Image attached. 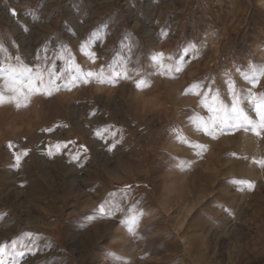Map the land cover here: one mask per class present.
<instances>
[{"label": "rangeland", "instance_id": "rangeland-1", "mask_svg": "<svg viewBox=\"0 0 264 264\" xmlns=\"http://www.w3.org/2000/svg\"><path fill=\"white\" fill-rule=\"evenodd\" d=\"M9 67L2 264H264V0H0Z\"/></svg>", "mask_w": 264, "mask_h": 264}, {"label": "snow or ice", "instance_id": "snow-or-ice-1", "mask_svg": "<svg viewBox=\"0 0 264 264\" xmlns=\"http://www.w3.org/2000/svg\"><path fill=\"white\" fill-rule=\"evenodd\" d=\"M12 12H13V15H17L15 10H12ZM4 71H7L9 74L10 83L12 85H15L14 87L9 88V91L12 93H20L25 96H27L28 94H35L36 91L38 90L39 85H37L34 81H40L41 84L44 83L43 73L41 72L33 73L32 70L27 67H21V68L9 67L8 69L0 68V72H4ZM85 76L90 79L93 76V73L87 72L85 73ZM55 78L59 79L60 77L57 76ZM75 80H76V77H73L72 78L73 85L75 84ZM51 84H52V81L50 80L47 85H44V90L48 91V86H50ZM56 90H58V86ZM48 94H51V93L48 92ZM9 99H15V97L14 96L9 97ZM4 101H5L4 95L0 94V103H3ZM213 111H216V110L213 109ZM256 112L259 115L258 124L256 121L250 119L249 117H244V119L247 121V123L254 125V130L264 129V102H261L260 104L257 105ZM240 116H241V112L238 110L236 103L234 102L232 109H231V115H229L227 112H225L224 115H221V116L214 115L213 117H211V122L214 128L216 126L227 124L229 120H239ZM213 128L208 129L209 134H211ZM256 134L260 135V132L256 131ZM9 147H11V144L9 145ZM27 154H28V150H25L23 155L26 156ZM16 159L19 161L20 156L17 155ZM260 163L264 165V161H261ZM101 211H103V209H101ZM0 251H2V249H0ZM21 255L23 254L21 253ZM0 264H2V262H0Z\"/></svg>", "mask_w": 264, "mask_h": 264}, {"label": "bare ground", "instance_id": "bare-ground-1", "mask_svg": "<svg viewBox=\"0 0 264 264\" xmlns=\"http://www.w3.org/2000/svg\"><path fill=\"white\" fill-rule=\"evenodd\" d=\"M31 175V174H30ZM36 178V177H35ZM35 178H33V179H35ZM40 179H42L43 180V182L45 181V182H48L49 181V179H48V176H43L42 178H39V180H38V178H37V180H35V181H40ZM5 180V179H4ZM8 180V179H7ZM41 180V181H42ZM37 183V182H36ZM5 186V185H4ZM1 191V190H0ZM35 192L36 191H33V194H35ZM32 193V192H31ZM3 195V194H2ZM34 200V199H33ZM18 201V200H17ZM53 204H54V202H53ZM20 206H21V204H20ZM48 207H44L43 209H41V207H38V209H39V214H41L40 216L42 217V218H45V219H48L49 220V217H51V216H53L54 214H52V209H51V205H47ZM51 206V207H50ZM56 207V206H55ZM61 210V209H60ZM4 214V213H3ZM6 216V215H5ZM2 217V216H1ZM39 217V216H38ZM40 218V217H39ZM3 219V218H2ZM37 221V220H36ZM35 221V222H36ZM41 221V220H40ZM39 222V221H38ZM42 222V221H41ZM44 222V221H43ZM42 222V223H43ZM1 223V222H0ZM5 223H7V222H5ZM21 223V222H20ZM40 223V222H39ZM2 224V225H1ZM0 224V228H4L5 226L4 225H6V224H4V223H1ZM11 224H13L12 222H11ZM33 225H34V223H33ZM41 225H45L44 223L43 224H41ZM24 226V225H23ZM40 226V225H39ZM39 226H37V227H39ZM34 227H35V225H34ZM45 227V226H44ZM47 227H49V226H47ZM68 227H70V223H69V225H66V229H65V234L64 235H68L69 233H68ZM22 228V227H21ZM40 228V227H39ZM4 230V229H3ZM35 230V229H34ZM0 231H2V230H0ZM38 233H43V234H46V232H47V230H45V229H43V228H40V229H37L36 230ZM34 232V231H33ZM3 234V233H2ZM8 234H10V233H8ZM39 236H40V234H39ZM41 237V236H40ZM28 239H26V241H27ZM37 241H39V242H41V239L39 238ZM1 242V241H0ZM38 243V242H37ZM4 244H6V243H4ZM3 244V245H4ZM7 246H8V244H6ZM5 246V245H4ZM25 246V245H24ZM6 247V246H5ZM4 248V247H3ZM5 249V248H4ZM3 249V250H4ZM9 249V248H8ZM21 249H22V247H21ZM19 250V249H18ZM18 250L16 251V252H18ZM11 251V250H10ZM2 252V251H1ZM1 252H0V254H1ZM12 252H14V250L12 251ZM17 254H19V252L17 253ZM12 255H13V253H12ZM17 256H19V255H17Z\"/></svg>", "mask_w": 264, "mask_h": 264}]
</instances>
